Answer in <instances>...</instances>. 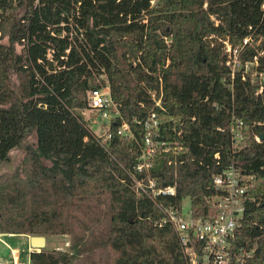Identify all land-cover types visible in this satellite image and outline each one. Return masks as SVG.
I'll list each match as a JSON object with an SVG mask.
<instances>
[{
  "label": "trees",
  "instance_id": "trees-1",
  "mask_svg": "<svg viewBox=\"0 0 264 264\" xmlns=\"http://www.w3.org/2000/svg\"><path fill=\"white\" fill-rule=\"evenodd\" d=\"M246 37L238 58L257 56L256 83L243 67L231 76L222 50ZM263 49L264 0H0V163L36 135L22 174L0 172V234L70 235L69 251H32L29 264H186L173 228L155 224L159 204L189 197L193 217L209 216L212 176L232 163L264 180ZM102 72L119 109L104 137L81 114ZM160 86L164 111L150 97ZM151 111L167 139L182 128L183 147L157 151L138 171ZM123 122L132 136L117 133ZM147 172L175 193L137 194L134 179ZM247 195L238 240L254 248L244 264H264V192L255 185Z\"/></svg>",
  "mask_w": 264,
  "mask_h": 264
},
{
  "label": "built area",
  "instance_id": "built-area-1",
  "mask_svg": "<svg viewBox=\"0 0 264 264\" xmlns=\"http://www.w3.org/2000/svg\"><path fill=\"white\" fill-rule=\"evenodd\" d=\"M249 42L246 37L242 46L232 47L230 43L223 40L222 50L227 54L226 65L234 71L243 67L245 72L248 65L257 64V56L252 62H240L238 55L243 47ZM51 49H48L47 57H51ZM260 55H264V49L260 50ZM161 81V78H159ZM98 81L103 83L95 88H90L86 92V104L90 110L95 111L99 119L109 120V124L119 116L118 105L112 99L108 81L104 72L98 76ZM260 87L257 92H261ZM151 100L155 107L164 111L163 91L160 86L158 91L150 92ZM108 124V128H109ZM243 121L233 116L230 132L233 143L243 140ZM108 130V129H107ZM106 130L105 134L108 133ZM174 138L167 139L161 128V120L155 111L149 112L144 123V138L141 153L138 158L137 170L148 171L151 162L157 151L178 152L182 149V128L176 125L171 127ZM117 133L125 137L132 136L130 126L123 122ZM255 140L261 141L259 135H255ZM218 157V154H215ZM261 180L254 172H248L242 165L232 163L226 169L212 176V184L219 191L216 196L211 197L214 209L213 213L206 217H193L190 208L183 212L181 207H165L159 204L162 212L155 224L158 227L169 225L177 234L186 264H244L252 256L253 247L238 240V231L241 229L247 191ZM134 188L137 194H145L153 200L158 194H174L175 186L156 188L155 179L151 178L148 172L142 179H134ZM2 235V234H0Z\"/></svg>",
  "mask_w": 264,
  "mask_h": 264
},
{
  "label": "rangeland",
  "instance_id": "rangeland-1",
  "mask_svg": "<svg viewBox=\"0 0 264 264\" xmlns=\"http://www.w3.org/2000/svg\"><path fill=\"white\" fill-rule=\"evenodd\" d=\"M160 0H152V4H156ZM205 7V5H204ZM211 21L214 20L213 16H210ZM6 39V38H5ZM6 41V40H3ZM262 38L258 37L256 41H251L250 46L257 47L261 44ZM240 47L239 44L236 45ZM251 65L245 70L246 76L248 75L252 83L259 82L261 74H256L251 68ZM11 86L13 89L17 88L19 84V79L16 74H12L10 78ZM259 93V92H257ZM81 114L84 119L88 121L89 128L97 136L104 137L106 130L108 129L109 120L99 119L95 111L85 107L81 110ZM107 127V128H106ZM261 140V139H260ZM243 143V140L240 141ZM36 145V135L32 131L30 132L19 146L14 147L10 151L9 160L7 162L0 163V172L2 171H15L22 174L23 169V158L29 149L34 148ZM258 190L264 192V180L258 183ZM190 208L189 197H184L181 202V209L183 212L188 211ZM38 235V234H36ZM30 234H2L0 235V264H29V253L31 247L29 244ZM46 245L44 249L46 250H58V251H69L71 244V237L69 234H45ZM14 255L16 259H14ZM16 260V262H15Z\"/></svg>",
  "mask_w": 264,
  "mask_h": 264
},
{
  "label": "water",
  "instance_id": "water-1",
  "mask_svg": "<svg viewBox=\"0 0 264 264\" xmlns=\"http://www.w3.org/2000/svg\"><path fill=\"white\" fill-rule=\"evenodd\" d=\"M259 138L262 139L263 136L259 135ZM29 244L31 251H40L44 249L46 245V237L44 235H31L29 236Z\"/></svg>",
  "mask_w": 264,
  "mask_h": 264
},
{
  "label": "crops",
  "instance_id": "crops-1",
  "mask_svg": "<svg viewBox=\"0 0 264 264\" xmlns=\"http://www.w3.org/2000/svg\"><path fill=\"white\" fill-rule=\"evenodd\" d=\"M29 258V257H28ZM14 259H16V256L14 255ZM15 262H16V260H15ZM17 263V262H16Z\"/></svg>",
  "mask_w": 264,
  "mask_h": 264
}]
</instances>
